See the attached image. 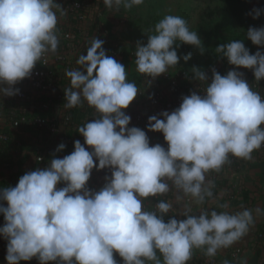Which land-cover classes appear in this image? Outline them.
<instances>
[{"label":"clouds","instance_id":"clouds-1","mask_svg":"<svg viewBox=\"0 0 264 264\" xmlns=\"http://www.w3.org/2000/svg\"><path fill=\"white\" fill-rule=\"evenodd\" d=\"M103 3L119 11L144 0ZM57 10L66 15L56 0H0V96L19 94L14 85L57 51ZM262 12L253 9L249 15L257 19ZM150 32L134 53L136 71L149 82L180 59H191V53L178 57L180 43L205 52L197 32L180 16L165 15ZM246 39L264 48V27H249ZM103 43L92 38L86 55L76 61L80 67L65 73L70 84L63 107L86 103L94 109L96 118L77 128L84 144L76 140L70 154L26 172L14 187L0 188L7 264L33 258L39 264H118L114 253L122 264H188L194 249L214 257L240 241L255 222L251 209L232 213L200 206L213 197L215 185L206 179L210 172L219 173L230 156L251 160L264 146V96L237 70L250 69L257 83L264 80V52L250 54L242 40H232L215 48L235 66L226 75L213 68L209 79L193 66L191 79L205 85L203 95L193 91L171 113L148 119L147 130L163 134L165 149L159 143L150 146L145 130L129 127L131 117L124 110L139 89L128 81L124 65L106 55ZM65 147L61 143L56 152ZM93 169L111 171L98 191L88 187ZM173 190V200L158 199L153 210H145V200ZM193 206L200 208L199 215ZM173 212L185 219L165 222ZM255 213L264 210L257 207Z\"/></svg>","mask_w":264,"mask_h":264},{"label":"crops","instance_id":"crops-1","mask_svg":"<svg viewBox=\"0 0 264 264\" xmlns=\"http://www.w3.org/2000/svg\"><path fill=\"white\" fill-rule=\"evenodd\" d=\"M196 2V0H195ZM99 7L103 11L102 23L106 29L107 35L115 40L116 35L120 33L122 29L119 19L110 11L105 9V6L100 2ZM197 23V21H196ZM196 27V25H195ZM109 31V33H108ZM105 50V49H104ZM112 58L119 62V58ZM120 63V62H119ZM61 66V65H60ZM58 66L59 69L61 67ZM66 72L62 74L65 78ZM128 74L136 77L138 72L136 71V65L128 67ZM36 94V93H31ZM202 95V94H200ZM1 97V96H0ZM35 105L31 102L23 103L24 111H33ZM145 105L142 101L130 104L125 113L131 117L129 127H133V114L135 111L143 109ZM173 108L168 103H164L159 113L168 111L171 113ZM58 115L55 111L52 113L53 117ZM162 118V117H160ZM65 132H69L70 135L74 136V132L69 128H65ZM0 133H5L9 136L8 141L0 145V188L10 187L12 181L16 176L23 175L26 172L34 171L37 168L43 169L48 166L52 158H63L65 153L70 152L71 147L66 145L63 141H60L55 136H51L47 133H43L37 129L29 127H12L7 116L0 115ZM150 146L157 143H163L167 146L164 141L162 133L156 132L149 138ZM63 143L66 147L61 152H56L58 145ZM40 149L43 153V160L38 162L36 160L37 150ZM251 160H243L230 156V163L226 164L219 173L210 172L206 179L213 182L215 185L212 188L213 197L206 199L205 203L200 206L204 209H214L217 212L230 211L235 213L241 211L244 208L253 210L254 224L250 229L257 231L258 229H264V214L257 215L255 209L259 207L264 210V157L259 156L257 153H252ZM106 175L101 171L93 169L90 180L88 181V187L93 190H99L106 183ZM63 185H58L62 187ZM175 190L169 192L165 196L159 197V199L173 200ZM157 201L149 198L144 201V206L147 204H154ZM227 204L229 207L224 209L221 205ZM200 208L193 206V212L199 215L198 211ZM178 220L185 219V217L173 212ZM7 246V245H6ZM6 246L2 247L0 254V264H7L6 257ZM235 248L243 246L244 253L241 255V261L246 260L247 264H257L264 254V242L262 239L256 237L255 234L245 235L240 241L236 242ZM116 253H114L115 255ZM206 256L203 251L199 249L193 250V257ZM208 257V256H207ZM228 254L226 251H218L214 257H210L218 262H224L227 260L229 264L231 259H226ZM232 257V256H231ZM232 260H236L232 257ZM20 264H39L36 258L30 261H21ZM49 264H55V262H49Z\"/></svg>","mask_w":264,"mask_h":264},{"label":"built area","instance_id":"built-area-1","mask_svg":"<svg viewBox=\"0 0 264 264\" xmlns=\"http://www.w3.org/2000/svg\"><path fill=\"white\" fill-rule=\"evenodd\" d=\"M100 2L104 5L103 0H56V3H58L66 12V15L61 16L60 12L58 10L56 11L58 17L57 36L59 38L57 51L48 54L45 59L37 62L30 78H26L14 85L15 88L20 90L19 94L11 97H2L5 99L15 98L17 100H24L27 98L29 92H34L39 95H45L46 100L41 104V107L47 109L60 92L63 91L62 87L58 84L60 76L66 71L80 67L77 65L76 61L81 54L86 55L87 46L92 38L103 40V48L105 49L104 45L107 41V32L102 23L103 11L99 7ZM258 50L259 49H256L255 52ZM105 53L110 57L115 54L114 51H106V49ZM58 66H60L61 69H59ZM139 75L142 81L149 85V88L147 90L144 86L138 87L139 92L130 104L142 101L145 107L135 111L132 120L134 126L145 130L148 138H150L153 132L147 130L149 117L158 115L160 107L167 99L171 101V104L175 109L182 103L183 96L181 95L180 85L182 73L171 67L166 73L161 74L154 80H150V82L145 76L141 74ZM95 118L96 117H94V119ZM87 121L88 120L83 119L82 126ZM72 123L73 121L71 118L61 112L56 116L55 121L48 120L46 117L40 115L26 116L18 114H14L12 121H10L12 127L27 125L30 127L41 128L46 131L47 134L57 137L64 143H71V139L66 136L65 128L70 129ZM8 139L9 136L7 134L0 133V140L5 142L8 141ZM79 141L81 144H84V138L81 135H79ZM85 147L87 148L86 145ZM261 150L264 154V146L261 147ZM72 151H74V146ZM36 160L38 162L43 160L40 149L37 150ZM100 171L106 176H111L110 169H103ZM21 176L22 175H19L13 180L12 187L18 183ZM3 203L6 206V202ZM3 225L4 217L0 214V226ZM250 234H255L264 242V231L262 229H258L257 231L250 229L246 235ZM6 245L7 241L0 236V254L2 247ZM229 249L234 259L240 261L241 255L245 252L243 246L238 248L231 246L221 250L228 251ZM189 264L221 263H217L214 259L207 256H199Z\"/></svg>","mask_w":264,"mask_h":264},{"label":"trees","instance_id":"trees-1","mask_svg":"<svg viewBox=\"0 0 264 264\" xmlns=\"http://www.w3.org/2000/svg\"><path fill=\"white\" fill-rule=\"evenodd\" d=\"M223 3H225V12L227 13V11H233L232 7L235 6V3L237 0H221ZM100 4V3H99ZM105 9H107V7L105 6ZM108 11H110L109 9H107ZM110 12H112L118 19H119V23L122 27V29L120 30V33L116 35L115 40L112 39L110 36L112 35H107L106 38V44L105 49L107 50H111L115 52V58H119L120 59V63L122 65H124L126 71H128V67L135 65V48L138 41H142L144 43H146L147 41H145L143 39V37L138 38V37H134L132 35H130L131 33H129V31L126 33H124V26L129 25V19L126 15V13L122 12V7L120 8L119 11H116L115 9L111 10ZM212 20V19H211ZM210 20V23H211ZM208 21V19L206 17H204L203 14H200V18L199 21L197 20V23H195L196 27L194 28L195 32H202L204 31V33H206L205 35H209L211 33L214 34L215 36V30L212 27H209L208 25L205 26L206 22ZM188 26L189 25V20H187ZM131 24L129 25V30ZM264 27V12L261 13V15L259 16V18L254 19L252 25L250 27H255V28H259V27ZM231 27H226V30L230 29ZM107 29V28H106ZM126 29V28H125ZM108 30V29H107ZM131 31V30H130ZM198 32V33H199ZM109 33V31H108ZM222 36V35H221ZM223 38V37H221ZM228 43L227 40L224 41H216L215 43H210V45H208L209 43L203 42L201 44V47L204 48L205 52L202 55L199 51V49H197L196 47L192 46V45H187V44H183L180 43L179 45V49H182L184 51V54L182 55H178V57H183L184 55H186V53H191V59H189L187 62H185L183 59L179 60V63L177 66L172 67L174 69H177L178 71H180L182 73V79H181V95L187 96L190 95L193 91H196L197 94H202L203 95V88L205 87V85L203 83H199L198 81H195L193 79H191L192 76V70H191V66L189 65L190 62L193 61H197V62H201L204 61V63H206L207 65L202 68V66H200L199 69H201L202 71H204L209 79H211L212 76V69L215 68L216 71H218L221 75H226L228 71L233 70L235 66L230 65L227 62L226 58H222L221 56L217 55L215 52V48L221 44H226ZM213 46H212V45ZM212 46V47H209ZM175 47V45H174ZM259 49L260 51L264 52V48H260L257 45H255L252 48L249 49L250 54H254L255 50ZM114 58V57H113ZM213 66V67H212ZM211 68L208 69V68ZM238 71H241L244 73V79L246 80V82L250 85V87L252 88L253 91H257L261 94V96H264V80H261L259 83H257L255 81L254 75L252 70L250 69H237ZM128 74V73H127ZM127 79L129 82H134L138 87H145V89L148 90L149 85H147L145 82L142 81L139 73L136 75V77L131 76L130 74L127 75ZM61 87L62 90L60 92V94L53 100V102L50 104V106L47 109H44L41 107V104L46 100L45 95H39V94H31L32 92H29L28 96L26 99L24 100H17L15 98H9V99H5L2 96L0 97V115H4L7 116L9 121H12L13 115L14 114H18V115H26V116H32V115H40L42 117H46L48 120H56V116L53 117L52 113L55 111V113L58 112V114L64 113L66 115H68L71 120L73 121V123L70 125V130H72V132H74V136L70 135L69 132H65L66 136L69 137L71 139V143H65L66 145L69 144V146L71 147L70 152L65 153V155H68L71 153L73 146H74V142L76 140H79V133L77 132V128L79 126H82V121L83 119L86 120H93L95 115H94V109L90 108L87 106V104L85 103L83 105V107H75L72 109H65L63 107V104L66 102L65 101V95H64V88L68 87L70 84V79L66 76L65 78H63L62 76H60L59 78V83H58ZM29 102V103H33L36 107L33 111H24L23 110V103L24 102ZM164 103H168L169 105L172 106L171 101L170 100H166ZM163 103V104H164ZM173 107V106H172ZM24 127H29V128H34L37 129L43 133H47L46 131H44L41 128H37V127H30L27 125H22ZM21 127V126H19ZM156 132H153V134ZM152 134V135H153ZM6 142V141H5ZM4 143V141L0 140V145ZM165 149H167V146L163 143ZM40 152L42 153V151L40 150ZM253 153H257L259 156L264 157V154L261 150V148L259 150L254 151ZM43 156V153H42ZM17 177V176H16ZM15 177V178H16ZM14 178V179H15ZM13 186V181L10 185V187ZM155 199L156 201L159 199V197L157 198H152ZM145 210H153V206L149 203L147 205L144 206ZM170 218H176L175 215H173L172 213H169L168 215H166L164 217L165 222H167L168 219ZM177 219V218H176ZM178 220V219H177ZM263 231L264 229L261 228ZM257 237V236H256ZM231 249V248H230ZM230 249L227 252L228 257L226 259H231L232 264H239V261L236 260L235 262L232 260V254ZM115 258L118 261V264H122V259L119 257L118 253H116ZM232 256V257H231ZM203 257V256H200ZM234 258V257H233ZM194 259H196V257H193L188 264L193 261ZM215 261V260H214ZM217 263H221L224 264V262H218L215 261ZM264 263V256H262V258L258 261L257 264H263ZM231 264V263H230Z\"/></svg>","mask_w":264,"mask_h":264},{"label":"rangeland","instance_id":"rangeland-1","mask_svg":"<svg viewBox=\"0 0 264 264\" xmlns=\"http://www.w3.org/2000/svg\"><path fill=\"white\" fill-rule=\"evenodd\" d=\"M225 6V3L221 0H196V2L195 0H144L142 5L134 6L130 10H126L121 6L122 12L126 13L130 21L129 25L131 24V31L128 29L129 25L123 27L124 33L126 35L129 31L130 35L138 38L143 37L147 41V35L151 34L150 30L165 15H176L186 21L189 20V29L195 31V23L197 20L199 21L200 14H203L208 19L205 26L212 27V30L214 28L216 32L215 36L213 33L206 36L204 31H198L197 34L202 43L206 42L210 45V43L220 40H227L228 42L242 40L246 48L250 49L252 45L254 47L255 45L246 39V32L254 21L253 16L249 13L253 9H264V0H237L235 6L232 7L233 11L228 10L227 13L225 12ZM226 27L231 28L226 30ZM176 51L177 55L184 54L182 49L176 48ZM189 65L192 70L193 66L197 68L202 66L201 69H203L207 64L204 61H193ZM208 69L211 70L210 67Z\"/></svg>","mask_w":264,"mask_h":264}]
</instances>
